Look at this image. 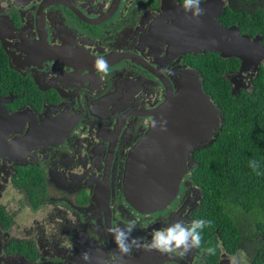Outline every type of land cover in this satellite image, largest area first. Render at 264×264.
<instances>
[{"label": "flooded vegetation", "instance_id": "1", "mask_svg": "<svg viewBox=\"0 0 264 264\" xmlns=\"http://www.w3.org/2000/svg\"><path fill=\"white\" fill-rule=\"evenodd\" d=\"M254 11L251 0H0V264H251L248 250L203 240L195 157L164 208L138 210L123 181L183 71L203 86V49L177 51L171 34L203 15L239 27ZM239 61L225 74L234 93L256 75Z\"/></svg>", "mask_w": 264, "mask_h": 264}, {"label": "trees", "instance_id": "2", "mask_svg": "<svg viewBox=\"0 0 264 264\" xmlns=\"http://www.w3.org/2000/svg\"><path fill=\"white\" fill-rule=\"evenodd\" d=\"M251 1L254 13L233 21L241 32L264 37V0ZM239 64L235 57L203 53V88L223 121L215 140L194 151L193 176L203 189V240L216 238L230 251L248 250L251 264H264V64L252 88L234 93L225 74Z\"/></svg>", "mask_w": 264, "mask_h": 264}, {"label": "water", "instance_id": "3", "mask_svg": "<svg viewBox=\"0 0 264 264\" xmlns=\"http://www.w3.org/2000/svg\"><path fill=\"white\" fill-rule=\"evenodd\" d=\"M202 20L198 28L183 23L182 30L171 34L177 51L217 52L222 58L240 59V70H258L264 60L263 35L241 33L237 25L223 26L212 16L203 15ZM222 121V112L204 91L199 74L184 70L176 91H170L153 112L148 130L129 152L123 181L126 200L142 212L170 204L193 167H189L193 150L212 143Z\"/></svg>", "mask_w": 264, "mask_h": 264}, {"label": "rangeland", "instance_id": "4", "mask_svg": "<svg viewBox=\"0 0 264 264\" xmlns=\"http://www.w3.org/2000/svg\"><path fill=\"white\" fill-rule=\"evenodd\" d=\"M261 64H264V60L261 61L260 65H261ZM209 241H210V240H209Z\"/></svg>", "mask_w": 264, "mask_h": 264}]
</instances>
